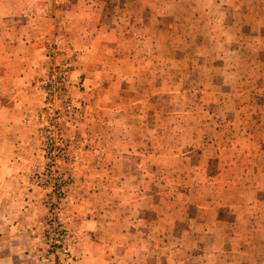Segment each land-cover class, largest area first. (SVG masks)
<instances>
[{
	"label": "rangeland",
	"instance_id": "rangeland-1",
	"mask_svg": "<svg viewBox=\"0 0 264 264\" xmlns=\"http://www.w3.org/2000/svg\"><path fill=\"white\" fill-rule=\"evenodd\" d=\"M13 1L4 0L3 14L22 6ZM65 1L50 3L41 27L38 18L28 23L50 30L40 48L21 49L41 69L31 77L34 113L22 115L27 127L0 125V152L12 153L13 135L34 145L32 157L40 162L27 181L41 192L44 219L50 184L59 179L58 214L71 264L79 257L63 211L73 178L63 166L71 169L80 153L93 151V138L104 147V169L118 156L134 158L130 178L103 176L101 264H264V0ZM78 54L89 55L86 64ZM54 71L56 130L48 109ZM11 75L0 65V109L15 104L11 91L29 89ZM65 104L75 112L64 114ZM90 111L100 125L88 122L82 134L78 124ZM12 116L0 113V123ZM54 148L56 177L41 182L38 175L54 168ZM237 149L244 161L238 168ZM44 219L38 264L45 256Z\"/></svg>",
	"mask_w": 264,
	"mask_h": 264
},
{
	"label": "crops",
	"instance_id": "crops-1",
	"mask_svg": "<svg viewBox=\"0 0 264 264\" xmlns=\"http://www.w3.org/2000/svg\"><path fill=\"white\" fill-rule=\"evenodd\" d=\"M57 1L60 3L66 2L65 0H21L22 6L15 5L16 13L5 15L2 8L6 6L4 4L6 1L0 0V47L10 52L8 54L0 51V65L6 66L7 71L14 72V75H11L14 76L12 81L29 87V89L19 88L17 91H11L12 99H15L13 103L15 104L1 107L0 113L13 116L6 120L7 123H0L1 126L7 124L13 128L17 122L23 123L21 125H25L26 127L30 124V121H23L22 115L25 114V116L29 117L34 113L32 111L34 108L30 106L29 102L37 94L30 87L33 84L35 85V80L31 81V77L35 78L38 76L41 69L38 68V62L29 63L28 59L24 55H21V49L28 46L40 48L38 44L40 41L38 40L43 35L50 38V34L48 35L50 30L37 29V26L33 28L28 23H32L38 18L41 20H38V27H41L40 24L44 20L48 22L49 19L45 18L51 12L48 8H50L52 3H57ZM12 2L14 1L12 0ZM39 3H44V7L39 6ZM63 7L68 6L64 4ZM56 11L57 9H53L52 13L54 14ZM31 18L32 20H30ZM43 28L45 27L43 26ZM69 39L72 40V37L69 36ZM76 41L77 39L70 43L71 48L75 49L77 47ZM78 55L81 64H86L89 55L86 60L80 56L81 54ZM2 81L9 82V76H3ZM98 96L100 97L101 95L98 94ZM19 99L27 100L28 105L21 103ZM18 101L19 104H17ZM91 115V111L87 115H84L83 121H80L78 124L79 129L77 131L82 130V134H84L83 132L88 127V122L93 126L96 124L100 125L98 122L96 123L97 120L91 119ZM16 128L14 127V129ZM22 132H19L20 136ZM25 133L27 135V130ZM1 138L3 142H6L5 140L7 139H4L3 135ZM19 139L22 141L19 142L18 138L13 135V141H9V148L12 150L11 154L4 155L0 152V264H38V252L41 246L42 223L44 219V209L40 204L41 192L37 188L32 187L27 181L28 174L36 168L35 165L40 162V159L38 156L32 157L34 145H29L27 142L28 136H25L24 140L21 137ZM89 144L90 147H94L93 151L85 153V155L80 153L71 169L63 166V170L71 174L73 178L63 211V218L67 222V227L73 232L74 238H76L73 252L79 257V260L75 264H101V257L104 255L103 246L99 243L104 223V215L101 209V206L104 207V205L101 203L103 201L104 188L107 186V181L104 180L103 176L107 175L111 179L130 178L133 173L132 168L134 167L132 165L134 158L129 154V156H118L117 160H113L114 163L111 162V165L104 169L102 162L107 161V157L103 155L105 152L103 145L94 138L89 141ZM121 144H123V141L119 144L115 143L113 146L119 147ZM101 146L103 147L102 151L100 149ZM19 147H23L26 151L27 156L23 159L20 158L22 152L18 150ZM113 150L114 148L109 147L106 152L112 155ZM118 151L119 149L116 152ZM236 152L237 156L233 155V164L238 168L244 161L242 150L237 149ZM88 160L91 163V168H85V166L81 168V164L86 163ZM114 167L116 168L114 169ZM138 170L134 168V172L140 176L142 172L137 173ZM90 176L93 177V180L88 179L89 183H87V177ZM108 182H110V179ZM90 186L95 187L97 192L94 194L90 193ZM107 195L110 197L109 192ZM108 202L113 203L112 201ZM106 208L109 210L111 206L107 205ZM110 238L112 240L110 241L107 238L108 242L115 241V237ZM109 252L108 256L111 257Z\"/></svg>",
	"mask_w": 264,
	"mask_h": 264
},
{
	"label": "built area",
	"instance_id": "built-area-1",
	"mask_svg": "<svg viewBox=\"0 0 264 264\" xmlns=\"http://www.w3.org/2000/svg\"><path fill=\"white\" fill-rule=\"evenodd\" d=\"M52 76L54 82L52 92L53 91L54 92L53 93L51 92L48 96L50 102V105H48V109L52 110L53 113L52 122H53V127H55L54 130H56V121L59 117L58 114L59 110L52 107V104H55L54 103V99H56L55 95L59 91L58 89L59 81H57V73L55 71ZM52 94L54 99L51 97ZM65 112L69 114H73L75 111L70 104H65L63 113L66 114ZM55 150L57 149L54 148V152L49 153V157L50 160L53 161L54 168L52 169V165H51L50 169L46 173L42 172L41 174L38 175V180L41 182H44L46 177L49 178L56 177L57 173L55 171V160L57 158V153L55 152ZM50 173H54L55 175L51 176ZM50 185L52 186V189H50L52 193V197H50L49 200L46 201L47 202L45 205L46 217L44 219V224L46 229L45 238H44L45 256H43L39 262L40 264H71V260L73 256L69 252V248L66 244L65 230L59 221V214H58L59 212L58 206L61 201L60 195L58 196V194L61 191L59 187L60 186L59 179L58 180H56V178L52 179V183Z\"/></svg>",
	"mask_w": 264,
	"mask_h": 264
}]
</instances>
